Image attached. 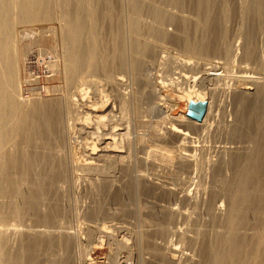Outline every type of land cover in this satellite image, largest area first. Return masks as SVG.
Instances as JSON below:
<instances>
[{"label": "bare ground", "instance_id": "6f19581e", "mask_svg": "<svg viewBox=\"0 0 264 264\" xmlns=\"http://www.w3.org/2000/svg\"><path fill=\"white\" fill-rule=\"evenodd\" d=\"M255 1L256 0H214L212 3L214 6V10H216V12L214 11L213 17L207 18L208 22H210L209 27H207V31H208L207 35H209L210 41L208 44L206 43L207 45H205V46H211L212 47L211 49L213 50V51L212 50L211 51L213 53L211 51H208V50H207L208 53L207 52L202 53L201 52L203 49L202 43H204V42L202 41V39H201V41H199L200 39L198 40V37H199L198 34L202 30L201 27H203V25H202L203 22L201 23L199 18L197 19L196 15H199L200 14L199 12H202L204 14L205 11H210L209 5L212 6V4L210 3L209 0H185V2H183L184 4L179 5V6L178 5H176V6H164L161 4V2L159 0H0V264H92V263H88V259H86V258H88L89 255L88 256L86 255L87 257H85L86 253L84 254L81 251V252H79L80 253L79 257H77L78 254H76L74 251L76 249V248L74 249V247H75L74 244L77 243V240L80 241V239L78 237L79 235L77 233H76V235H74L73 233H72L73 235H69L65 232L66 234H63V235H61V234L60 235H53V233L51 234L53 229H51V228L47 229V227L51 226L50 224H54V221L58 220L57 219L58 217H60V216L62 217V216L67 215L66 214L67 212L66 211L64 212V209H63L64 206L62 208L61 199L64 200L65 197L68 198L70 193H72L71 191H73L72 189L74 187V178H75V177H73V175L74 174L76 175L77 171L87 172L86 174L91 173V175L93 173L99 179V180H97L98 181L97 184L95 182V186H96L95 189L97 188V191H99V193L98 192H95V193L96 194L98 193V195L102 198L101 199L102 201L100 200L98 202L99 199H96L97 197H96L95 193L91 194V195H93V194L95 195V200H96V203H98V204H95V202H93L94 205L93 206L91 205L92 207H91V209H89L90 210L89 213H87L88 214L87 215L88 221L89 220L94 221L95 219L98 220L99 217H101L102 215H105L104 204L106 203V200L108 199L109 193H110L112 186H113V178L114 177L112 176V171H111V168L113 166L115 168L118 167L120 169L119 171H121L120 172L121 176L128 175V178L127 179L124 178V179H126L124 182L122 180H121L122 182L120 181L121 183H123L122 190H119L120 189L119 188L118 191H115L111 196V200L112 199L118 200L122 197L123 194H126L128 196L127 198H130V199L136 197L134 195L136 193L138 180H140L139 192H141L144 196L150 195L152 193V190L150 189L151 187H149L150 183L148 184L149 186L146 185V182H148L147 179L143 178V175H142V177H140V179H136V176H135L136 173L134 174L132 168L128 164H125L124 161H125L126 157L123 156V154H122L123 151L118 149V146H117V149L112 147V143L116 142V138H117L116 136L117 135L121 136L122 133L117 134V135H114L115 134L114 133L113 134L114 136L111 135L112 137L108 134H107L108 136L106 134L105 135L99 134L100 132H103V131L99 132V129H100L99 127H98V132H96L97 131L96 129H95L96 131L94 130L93 132H88L87 134L90 133V135H98V139H96V138H95V140L91 139L92 141L87 140L88 145H90V147L92 146V148H91L92 150H91V152H89L87 154L83 163H79L76 160L79 151H77V146L74 144V141H73L74 139H76V138H74L75 133H76L74 126L75 127H79V125L81 126L82 123L80 122V120H81L84 112L79 113V108L74 107L73 105L78 103L79 99H82L80 97H78L79 99H77V96H80L79 93L82 92V90H83L80 87L81 86L83 87L86 82H87V84H86L87 89L89 87H92L91 85H93V88H94L95 85H97V84L99 85V84H101V82H104L106 84V86H108V87H109L111 81L114 83V81L112 80V75L108 74V58H107V56H108L107 45L108 44L107 45L103 44L102 40H101L102 45H101L100 51L98 52L99 54H97L98 55L97 58H95L96 60H94L93 68L91 67L92 70L88 69L91 65H90V56L87 52V51H89V48L86 45L90 43V42L87 43V41L89 40L88 34H90L89 32L94 29V28L90 29L91 28V19L93 22L92 26L94 25L95 27H97L99 29H101L103 27H104V29L108 28L109 26L111 27V26H113L112 23L115 22L114 18L112 16L113 11L116 12V10H119L121 13L122 11H124L125 6L126 7L129 6L133 10L138 11L139 13H142L141 15L145 14L148 17H150L148 22L152 18L153 20L155 19L158 23V20H160V17L162 16L163 19L164 18L166 19L167 24L175 25V27H176L175 33H173V34L168 33L167 30H165L166 28L163 30L160 27L148 26V24H147L148 27H145V28H146L149 36L152 35L154 37L161 38L163 40H165V39L167 40V38L168 39L170 38L172 41H174V44L175 43H178V45L180 44L181 48L184 49L182 52L193 51V52L197 53L198 52L197 50L200 49L201 51L200 50L199 51L201 53L198 52V56H194L195 59L192 58V59L196 60L194 67L192 66L190 68L199 69L198 71L202 72L203 76L205 75V77H199V78H204L203 80H205V78L208 76V74L212 71H215L217 68H219V70L220 69L223 70V72H224L225 71L224 69H226L225 63H229L228 56L226 58L227 60L225 61V63L215 61V59H221L222 60V58L217 56L214 53L215 52L214 50L217 51V49L220 47V46L218 47L219 39L221 37H224L225 34L227 35L226 31L228 32V29L226 28V30H225V28H223V25H222V19L221 18L223 16L222 15L223 12H225L226 9L229 8V6H230L231 12H232L231 15H234L236 18L237 17L238 18L239 17H245V16L251 17L250 16V14H251L250 13V9H251L250 7L252 4V5H254V8H255V4H254ZM259 1H260L259 5L257 4L256 6H259V8L258 7L257 8L259 9V12H261V15L262 14L264 15V0H259ZM159 2H160V4H159ZM185 7H187L189 9L190 14H184L183 13V11H186L185 9L182 10ZM170 8H171V10H170ZM257 8H255V9H257ZM126 9H125V11L127 12L128 9L127 10ZM172 9H175V12H173ZM188 9H187V12H188ZM133 10H132V12H133ZM135 11H134V13H136ZM259 12H256V13L258 14ZM134 13H133V15L130 14V16L128 18H126V19H128L126 24H123V25H121L120 23H118V25L116 24L117 26L115 29L117 30V32H118L117 34H119V36L117 39L118 40L117 46L115 45L116 46V52H115V59L116 60H115V62L116 61L118 62V64L120 65L119 67H121L122 69L125 70L124 72L128 71L129 69H127V68L129 67L134 72L139 73L140 71H144L143 69H146L145 67L149 63L147 61L148 58L150 60L151 59L156 60V58L158 57L159 48L160 47L162 48L163 45L161 46L162 43L161 44L159 43L160 45L157 44L156 42L154 43L153 41H155V40H153L152 38L149 39L148 36L144 37L143 35L140 36V35L136 34V31H137L136 27L138 26V22L140 21L139 16H141V15L139 14V16H138V15H135ZM127 14H128V12H127ZM89 15L91 16V19L88 18ZM124 15L123 16L120 15V16L124 17ZM206 15H207V13H206ZM226 15H227V13H226ZM253 15H256V14L253 13ZM259 17H261V16H259ZM54 18H58L60 20L65 21V27H63L64 31H65L64 32L65 38H67V40L70 42V45L68 43L65 46H67L66 48H68V46H71V48L70 47L68 48V49H70L69 50L70 67L67 66L70 69H68L67 67H66V69L69 70V72H68L69 76L68 77H69L70 82L73 85V88H75L76 91L71 93L70 96H69V94H67L68 97H66L64 99H56L55 98L56 100H50V101L49 100L48 101H35V100L34 101H30V100L24 101L23 100L24 102H22L19 100L20 99L19 98V86H18L19 82H18V77H17V73H18L17 72V70H18L17 64L18 63H17V52H16L17 46H15L16 45V43H15V37H16L15 36V25L18 23H21V24L30 23L32 20H38V19L43 21V22L49 21V20L51 21ZM224 18H226V17H224ZM145 19H146V17H145ZM232 19H235V18H232ZM239 19H242V18H239ZM259 19L260 18H258L257 21ZM141 20H142V18H141ZM153 20H151V21H153ZM228 20H230V19H228ZM247 21L250 24L251 20L249 21V19H247ZM116 22H117V19H116ZM159 22H161V21H159ZM205 22H206V20H205ZM208 22H207V24H208ZM226 22L229 23V21H227V20H226ZM140 23H142V22H140ZM184 23H188L189 24L188 27H185ZM200 23H201V26H200ZM257 25H258V23H257ZM159 26H161V25H159ZM206 26H208V25H206ZM206 26H204V27H206ZM250 26H251V24L249 25V27ZM252 28L254 29V27H252ZM93 32H94V30L91 33H93ZM141 34H142V32H141ZM253 34L251 36H253ZM101 35L99 34V36H101ZM104 35H105V33H104ZM144 35H145V33H144ZM112 36H114V35H112ZM251 36L248 38H252ZM226 37H225V39H226ZM98 38H100V37H98ZM256 38H258V37H256ZM250 40L252 41L253 39H250ZM221 42H219V43H221ZM92 43L93 42H91L90 44L92 45ZM111 44H112V42H111ZM248 44L250 45V42H248ZM93 45H95V44H93ZM127 45H129V48L135 54V56H133L135 58H129L127 56V54H128L127 49H126ZM221 45H222V43H221ZM253 45L251 46V48L253 47ZM86 47L88 48V50ZM204 49H208V48H204ZM163 51H165V50H163ZM227 51L229 52V48L227 49ZM129 52H130V50H129ZM203 52H205V51H203ZM209 52H211V53H209ZM222 52H224V51H222ZM228 52H226V54ZM247 52H248V49L246 50V53ZM253 52L254 51H252V53ZM218 53H220V50ZM246 53H244L243 55H245ZM248 53L251 54L250 50ZM257 53H259V52H257ZM112 54H113V52L111 53V55ZM191 54H189V55H191ZM211 54L213 56H211ZM255 54H256V51H255ZM184 55H187V54H183L182 56H184ZM193 55H194V53H193ZM222 55H224V53ZM247 55H246V57H247ZM257 56L260 57L261 56L260 53ZM95 57H96V55H95ZM111 57L113 59L114 56L112 55ZM184 57H187V56H184ZM246 57H245V59H246ZM248 57H249V55H248ZM163 58H164V56H163ZM165 59H167V58H165ZM168 59H169V57H168ZM168 59H167V61H168ZM172 59H174V60L177 59V61H175L174 65L176 64V62L179 61V58H173L172 57ZM254 59H255V61L257 60L256 55H255ZM260 59H262V58H259L258 61ZM146 61H147V64H146ZM170 61L171 60H169L168 62H170ZM192 61L191 60L190 61L182 60L180 62V66H182V68L183 67L189 68V66L191 65L190 62H192ZM111 62L113 63V60ZM161 62H162V60H161ZM259 62H261V60ZM67 63H69V62H66V64ZM109 63H110V61H109ZM192 64H194V62H192ZM112 65H110V67L114 68L115 65L114 66H112ZM209 65L212 67H210ZM170 66H171V64H170ZM177 66H179V65H177ZM259 66H260V64H259ZM244 68H246V67H244ZM116 69H118V68H116ZM88 70H91V71H88ZM180 70H181V68H180ZM188 70H190V69H188ZM111 71H113V70L111 69ZM226 71L228 72V70H226ZM90 72H92V73H90ZM130 72H132V71H130ZM223 72H221V73H223ZM66 73L67 72L65 71V74ZM116 73H118V72H116ZM238 73L239 74L234 76L235 80L237 81V83H239V85L237 86L238 89H236V93L233 95L234 96V98H233L234 104L236 106V109L234 111L235 119H234V122L232 123L233 127L231 128L230 135L232 136V138L238 139L239 141L240 140H248L249 142L252 143V147L250 146L251 148L249 147L248 149L246 148L245 150H241V151H237L236 150L237 148H236L235 152L233 150V152L230 156L231 158L227 163V165H228L227 167L228 168L230 167L229 170L227 169V171L231 170L232 176L230 178L223 179L224 183H223L221 190H219L220 187L218 188L216 185H215V187H217L218 189L214 188L212 191L209 189L208 190L205 189V190H207V192L211 191L210 197L206 196L208 201L207 202L205 201L206 203H208V205L206 204L208 212L213 213V212L217 211V212H215V214H216V213H221L223 211V209H224L223 207H225V206H222V204H220V203L216 204V202H218L217 200H219L218 197H219V194L221 192H223V195L226 198V202H227L226 212L223 213L224 215L221 218L218 217L219 215L218 216L212 215L211 216L212 220L208 215V217L211 220L210 223L205 224L203 221L204 225L203 224L200 225L201 223L199 225L197 224L196 227L191 228V229H193V233H194L192 235H191V233H190V235H187L186 233L182 232V234L180 236H181L183 242L187 245V247H185V248H189V252H187V253L185 252V250L184 251L180 250L175 244L174 245L176 247L175 246L172 247L173 245L168 246V245H170L168 243L169 241L167 242L168 245H161L159 243V241L158 242L153 241V239H154L153 237H155L157 235H159V238H160V236L165 237L167 232L172 229L171 228V229L167 230L166 227H167L168 223L173 222V219L175 216V209H174L175 207L174 206H173L174 208H170V210H167V212L164 211L165 213H163V215L161 214V216H159V217L157 216V219H156L158 221L157 228H153L152 230H149V231L145 230V232L144 231L140 232L141 231L140 230L139 233H137V234H135V232H134L135 238L133 237L134 242L132 244L129 243L130 245H127L126 241L128 238L125 239V237L122 236L123 238L121 237V239L119 241V245L126 247V250L128 249L127 252L130 253L131 255H133L136 251L140 250L139 254L138 253L137 254H138V257H141V259H139V262L141 260L142 264H264V96H262L263 98L258 97L257 96L258 93L251 95V93L249 91L250 88L248 86H245V84H252L254 86L257 85L258 91L260 92V90L264 89V76L263 77L262 76H256V75L254 76V74L250 75L251 72L249 73V71L247 72L245 70H240V71H238ZM254 73H255V71H254ZM68 74H66V75H68ZM83 74H86L85 80H84V81H86L85 83H83V81H82V79H83L82 76H84ZM118 74H120V73H118ZM216 74H218V73L216 72ZM115 75H117V74H115ZM119 76L124 77V74L123 75L120 74ZM125 76H128V75H125ZM143 76L146 77V75H143ZM143 76L141 75V77H143ZM182 76H184V75H182ZM211 76H212V74H211ZM145 77H143V78H145ZM216 77H218V76H216ZM184 78H185V76H184ZM186 78H187V74H186ZM186 78L184 80H186ZM211 78H209V79H211ZM115 79H117V78H115ZM171 79L173 80V78H171ZM80 80L82 81V83L84 85H82V84L80 85ZM120 80H122V78ZM147 80H149V79H147ZM124 81H126V80H124ZM124 81H123V83H124ZM146 81H143V82L145 83ZM182 81H183V79H182ZM188 81H189V79H188ZM209 81H211V80H209ZM71 83H69V85H71ZM147 83H148V81H147ZM147 83H145L144 85H146ZM167 83H169V82H167ZM177 83H175V84H177ZM88 84H90V85H88ZM118 84L120 85V83H118ZM135 85H136V83H135ZM137 85H138V83H137ZM182 85H183V83H182ZM138 86H140L141 88L143 87L141 85H138ZM165 86H167V85H165ZM103 87H105V86H103ZM71 88H72V86H71ZM118 88L120 89L119 86H118ZM118 88H116V89H118ZM123 88H125V87H123ZM135 88H136V86H135ZM187 88L185 90L183 88V91L181 93V95H182L181 97L184 99H185V97H188V100L190 101L188 103V105L200 103V104H203L206 106V114L204 116V119L198 121V120H194L192 118H188V121H190L191 123L190 122L189 123L192 124L194 127L197 125H203V124H205L208 116H210V114H211L210 113L211 112V102L208 103L207 98L204 97V94H206V93L203 91V89H202V91H200L201 89L197 88V87L196 88L198 90H194V88L190 89V87L188 89ZM255 88H257V87H255ZM136 89H135V92H138V90H136ZM143 89L144 88H142L141 90H143ZM119 92H122V91H119ZM254 92H255V90H254ZM83 93H84V91L82 92V94ZM263 93H264V90H263ZM86 95H87V92H86ZM111 95H113V94H111ZM122 95L124 96V94H122ZM125 96H126V94H125ZM115 97H117V95ZM115 97L113 99V105H115L114 104ZM128 97H130V96H128ZM130 98H132V97H130ZM119 100L121 102L122 99H119ZM140 100H139V102H142ZM80 101H82V100H80ZM116 101H117V99H116ZM123 101L126 103L125 99ZM120 102H118V103L120 104ZM135 102H136V100H135ZM129 103H130V101H129ZM109 104L110 103H106V105L103 104V108L105 109V111H104L105 114L102 113L100 115V113H99L97 115V118H99V121H98L99 123H101L102 120L104 121L105 119H107L109 117L112 118L113 114L110 112L113 111L114 109L112 110L111 109L112 106H110ZM131 104H133V103H131ZM127 105H128V103H127ZM121 106L126 107L125 105H121ZM121 106H120V108H121ZM128 106H131V105H128ZM97 107L91 108L90 111L88 109L89 112L88 113L85 112V117L83 116V118H82L83 120H81V121L87 122V120L90 119L89 118L90 113L91 114L98 113ZM142 107H143V105H142ZM152 107L153 106H151V110H152ZM162 107H163V103L157 104V109H161ZM139 108H141V107H139V105L135 106L136 111L139 110ZM154 108H155V106H154ZM157 109H155V110L157 111ZM127 110L129 111V109H127ZM162 110H161V112H162ZM100 111H102V110H100ZM132 112H134V111H132ZM138 112L139 111H137L136 114ZM158 112H159V110H158ZM138 116H139V114H138ZM179 117L178 118H175V117L171 118L169 116L165 117V119L168 120L167 124L169 125L166 127V131H167V134L169 133V135H175L179 140L187 142V140L189 138H191L192 136L190 135V133L185 128L183 129L182 126H180L181 125L180 121H182V120H180L181 118H179ZM108 120L109 119H107V121ZM90 121H91V119H90ZM83 124H85V123H83ZM106 125H107V123H106ZM203 126L206 127L205 125H203ZM91 127H93V126H91ZM190 128H192V127H190ZM111 129H113V128L111 127ZM118 129H121V128H118ZM81 130H83V129H81ZM104 130H105V128H104ZM116 132H117V130H116ZM80 133H83V132L81 131ZM90 138H91V136H90ZM113 146H115V145L113 144ZM178 147L179 146H177V148ZM187 147L188 146H186V148ZM181 148H182V146H181ZM180 149H179V151H180ZM192 149H193V147H192ZM173 152H175V150ZM228 152H229V150H228ZM165 153L167 154V156H170V157L173 156L171 158H172V160L174 159V161H175L176 169L180 170L181 172L186 171V170L188 171V169L191 166H193L190 162L191 161L190 157L191 158L193 157L189 154L191 152H189V153H187V151L186 152H177V153L175 152L174 155H172L171 152L169 154L168 151H165ZM165 153H163V154H165ZM151 158L149 157V158L143 159L142 162L149 164V161ZM151 161H152V159H151ZM215 163H214V165H216ZM168 164H163V166L166 167ZM225 164L226 163L221 162L220 164H218L215 167L214 171L212 170V172H214L215 177L218 178V176H220V177L222 176V174L224 172V168L226 167V166L224 167ZM150 165L155 166L154 164H150ZM159 165L160 166H157V164H156V166L160 169V167H162V166H161V164H159ZM173 166H174V163H173ZM171 168L172 167H170L169 169H171ZM166 169H168V168H166ZM166 169H165V172H166ZM176 169H175V171H177ZM162 171H164V170H162ZM168 171H171V170H168ZM231 171H230V173H231ZM159 172L161 173V171H158L156 173H159ZM162 173H164V172H162ZM167 173H169V172H166V174ZM172 173H174V172H172ZM179 173H177V174H179ZM195 173H196V171H195ZM164 174H163L164 177H162V178L167 180L168 181L167 183H169V180L165 178L168 176H165ZM185 174H188V172ZM138 175H137V177H138ZM159 175H161V174H159ZM168 175H170L172 177L171 174H168ZM181 175L183 176V174H181ZM139 176H141V173ZM155 176H156L155 179H157V180L160 179V181H161L160 176H158V175H155ZM187 176H189V175H187ZM151 177H152V175H151ZM191 177H193V176H191ZM203 177H204V175H203ZM174 178L177 179L178 175H177V177H174ZM184 178H186V175ZM76 179H78V178H76ZM165 180H163V182H166ZM181 180H184V179H181ZM190 180H192V178ZM220 180L223 181L222 179H220ZM136 181H137V183H136ZM153 182H157V181H153ZM159 183H161V182H159ZM159 183H158V185H159ZM184 183H186V181ZM218 183H219V181H218ZM220 184H221V182H220ZM151 185H153V184H151ZM154 185H155V183H154ZM199 185L200 186H198V188L201 189V184H199ZM92 186L93 185H91V187ZM167 186H170V184L169 185L167 184L166 186H164L165 188L162 187L163 191L160 188L162 193H163L162 194L160 192V194L163 195L162 197L166 198L163 200L172 199L176 193H179V191L176 192L173 188H170ZM181 186H182V184H181ZM93 187H92V189H93ZM175 187H176V185H175ZM185 187H186V185H185ZM176 188H180V187L178 186ZM205 188H206V185H205ZM160 189H159V191H160ZM203 189H204V186H203ZM182 190H183V188H182ZM137 191H138V188H137ZM188 192L189 191L187 189V192L182 191L181 192L182 195H181V193L179 194L182 196L181 199L184 202H188V201L192 200V197L190 196L191 193L189 194ZM126 195H125V197H126ZM136 195H138V194H136ZM162 197H160V198H162ZM208 197H209V199H208ZM156 198H158V196ZM221 198L222 197H220V199ZM179 199H180V196H179ZM193 199H195V198H193ZM154 201H156V200H154ZM179 201H181V200H179ZM170 202H171V200H170ZM195 202H197V201H195ZM99 203H101V204L99 205ZM174 203H176V202H174ZM174 203H172V204L175 205ZM223 203H224V201H223ZM172 204H170V205H172ZM191 204L193 205V203H191ZM164 205L166 206L167 204H164ZM170 205L166 206V207L169 208ZM161 206H163V205H161ZM188 206H189V204H188ZM194 206H195V203H194ZM178 207L182 208L183 206L182 207L178 206ZM187 208L188 207H186L185 209H187ZM130 209L131 208H129V210ZM165 209H163V210H165ZM203 209H205V208H203ZM179 210L181 211V209H179ZM160 211H162V210H160ZM158 212H159V209H158ZM176 212H179V211H176ZM198 212H201V210ZM70 213H71V211H70ZM124 213L130 214V215L133 214L130 211L124 212ZM198 214H200V213H198ZM69 215L70 214H68L67 216H69ZM221 215H222V213H221ZM133 216H134V214H133ZM177 216H179V215H177ZM177 216L175 218H177ZM203 216H201V217H203ZM181 217H183V216H181ZM191 217L189 216L190 219H191ZM198 217H197V219H198ZM105 218H107V217H105ZM130 219H131V217H130ZM153 219H154V217H153ZM10 220H12L13 223H14V220H15V222L18 221L19 224L18 225H10V224H8V222ZM150 220H152V219H150ZM177 220H178V218H177ZM127 221H129V220H127ZM188 221H189V219H188ZM28 222L31 223L32 227H34L37 224L36 226H39L41 228H42V226H46V229H40V228L37 229L36 227L32 228L31 226H29V224H28V226L26 225ZM57 222H55V223H57ZM144 222H147V219ZM199 222H201V221H199ZM38 223L43 224V225H38ZM93 224H88V226L86 227L87 230L85 228V231H87L88 237L90 238V240L91 239L95 240V238L97 237V234H99L98 238H101L102 236L104 238V236H107V233L111 234L109 231V227L103 226V228H101L96 223H95V225H93ZM68 225H69V223H68ZM153 225L155 226V224H153ZM142 226L144 227V225L141 224V227ZM146 227H147V225H146ZM54 228H55V226H54ZM147 228H151V227H147ZM80 229L82 230V228H80ZM128 229L130 230V228H128ZM131 229H134V228H131ZM138 229H137V231H138ZM135 230L136 229H134V231ZM181 230L184 231V229H182V228H181ZM82 231H84V230H82ZM85 231H84V233H85ZM80 233H82V232H80ZM103 233H105L106 235L105 234L102 235ZM119 233H120V231H119ZM130 233L131 232H129L128 234H130ZM100 234H101V236H100ZM131 234L133 235V233H131ZM11 235L14 236V238L12 237V239H14L13 243L11 242L12 240L10 241V239H9ZM80 235H82V234H80ZM84 236H86V235H84ZM81 237L82 236H80V238ZM86 237H84V241H85ZM129 237H132V236H129ZM163 239L164 238H162V240ZM157 240H158V237H157ZM102 241H103V239L100 241L98 240V242L96 241L95 246H97V244H100ZM89 243H92V242H89ZM164 243H166V242H164ZM174 243H177V242H174ZM12 244L14 245V247L12 246ZM80 244H82V243H80ZM79 245H78V247H79ZM86 245H88V244H86ZM80 246H82V245H80ZM87 247L89 249L90 246H87ZM182 247H183V245H182ZM81 250L84 251L85 249L81 248ZM86 250H87V248H86ZM77 251L78 250L76 249V252ZM147 252H148V255L150 256V258H145L144 253L146 254ZM137 254H135L136 257H137ZM148 255H146V256H148ZM125 264H128V263H126V261H125Z\"/></svg>", "mask_w": 264, "mask_h": 264}, {"label": "rangeland", "instance_id": "374dc122", "mask_svg": "<svg viewBox=\"0 0 264 264\" xmlns=\"http://www.w3.org/2000/svg\"><path fill=\"white\" fill-rule=\"evenodd\" d=\"M159 1L164 6H176V5L179 6V5H183L184 4L183 2H185V0H159ZM209 1L212 4V6L209 5L210 8H211V9L209 8L210 11H205V13H204L205 15L202 12H199L200 14L196 15L197 19L199 18L201 23L203 22L202 23L203 27H201L202 30L198 34V36H199L198 40L200 39L199 41H201V39H202V41L204 42V43H202L203 44V46H202L203 49H202V51L200 49L197 50L198 52L201 51L202 53H206L207 50L208 51L212 50L211 46H205L210 41V37H209V35H207L208 34L207 27H209L210 22H208L207 18L208 17H213L214 11L216 12V10H214V6H213V3H212L214 0H209ZM160 2H159V4H160ZM259 2H260L259 0L258 1L256 0L254 2L255 8H257V7L259 8V6H256L257 4L259 5ZM126 8L128 9L127 12H128L129 15L125 11ZM250 8H251L250 9V13H251L250 16L251 17H249V16L239 17V18H242L243 20L239 19L238 17L236 18L234 15H231L232 12H231L230 6H229V8H227L228 10L226 9V11L223 12L222 15L224 17H226L227 19L222 16V18H221L222 19V25H223V28H225V30H226V28L228 29V32L226 31L227 35L225 34V36L221 37L222 39L220 38L219 41H218V47L219 46L220 47L217 49V51L219 52V50H220V53H218L216 50H214L215 51L214 53L217 56L222 58V60L221 59H215V61L221 62V63H225V61L227 60L226 58L228 56L229 63H225L226 64L225 65L226 69H224L225 70L224 72H223V70H221V69L219 70V68H217L216 69L217 71L215 70V71L210 72L208 74V76L205 78V80H203L204 78H199V77H205V75L204 76L202 75V72L198 71L199 69L190 68L192 66L194 67V65L196 63V60H194L195 59L194 56H198V52L197 53L193 52V51H191V52H187V51L182 52L184 49L181 48L180 44L179 45H178V43L174 44V41H172L170 38L169 39L167 38V40L166 39L163 40L161 38H157V37H154L152 35L149 36V34L147 33V30L145 28V27H148V26H157V27L162 28L163 30L166 28L165 30H167L168 33H172V34L175 33V31H176L175 25L167 24L166 23V19L165 18L163 19L162 16L160 17V20H158V23H157V21L155 19L153 20L152 18L148 22L150 17H148L145 14H143L144 15L143 16V15H141L142 13H139L138 11L133 10L129 6L128 7L125 6L124 11H122L123 13L122 12L120 13L119 10H116V12L113 11L112 16H113L115 22H116V19H117V22L116 23L113 22L114 23V24L112 23L113 26H111V27L109 26L108 28H105V29H104V27L99 29V28L95 27L94 25L92 26L93 22H92L91 16L90 15L88 16V18L91 19V28L90 29L94 28L93 29L94 32L91 33L93 31V30H91L89 32L90 34H88V36H89L88 39L89 40L87 39L88 40L87 43L93 42L92 45L90 43L89 44L86 43L87 44L86 46L89 48V51H87V52H88V54L90 56V65H91L88 69L92 70L93 64H94V60H96L95 58H97V56H98L97 54H99L98 52L100 51L102 42H103V44H106V45L108 44L107 45V47H108V56H107V58H108V74L112 75V80L114 81V83L111 81L110 85L108 87V86H106V84L104 82H101V84H99L100 86L97 84L99 87L97 85H95L94 88H93V85H91L92 87L88 86L89 87L88 88L89 90H88L87 87H86L87 86L86 85L87 82L84 81L86 74H83L84 76H82L83 77V79H82L83 83L86 82L85 85L80 80V85L81 84L84 85L83 87L82 86L80 87L81 89H83L82 92L84 91V93H83L84 95L82 94V92H80L79 93L80 96H77V99H79L78 97H80L82 99H79L78 100L79 102L76 103L73 106L79 108V113L80 112L81 113L84 112L83 113L84 117H85V112L88 113L90 111V109L93 108V107H97L98 106L97 108L99 110L97 109L98 113H96V114H94V113L93 114H91V113L89 114L90 117L89 116L88 117L91 119V121H90V119H88L89 121L87 120V122L86 121L82 122L81 120H83L82 119L83 116L81 115L82 116V118L80 120V122L82 123L81 126L80 125H79V127H75L74 126L75 132H76L74 138H76V139L78 138V139L77 140L74 139L73 141H74V144L77 146V151H79L76 160L79 163H83L85 158H86V156H87V154L89 152H91V150H92L91 149L92 146L90 147V145H88L87 140L88 141H92V140H95V138L98 139V135H90V133L87 134L88 132H93L95 129L97 130V131L96 130L95 131L98 132V127H99L100 128L99 132L103 131V132H100L99 134H103V135H105V134L107 135L108 134L110 136L111 135L114 136V135L122 133V135H121L122 137L120 135L116 136L117 138H116V142L115 143L117 145L115 143H112V147L117 149V146H118V149L123 151V153H122L123 156H125L127 158V159L125 158V161H124L125 164H128L132 168L134 174L136 173V175H135L136 179H140V177H142V175H143V178L147 179L148 182H146V185H148L150 183L149 184L150 186L149 185L148 186L151 187L150 189L152 190V193L150 195H147V196L145 195L144 196L141 192H139V182H140V180H138V184H137L138 191H137V188H136V193L134 195L136 197L130 199V198H127L128 196L126 194H123L124 196L122 195V197L120 199H118V200L117 199L116 200L112 199L111 200V196H112V194L115 191H118L119 188H120L119 190H122L123 183H121V182L122 181L124 182L128 178V175L121 176L120 175L121 171H119L120 169L118 167L115 168L113 166L114 168L113 167L111 168L112 176L114 177L113 178V186H112V189H111V191L109 193L108 199L106 200V203L104 204L105 215H102L101 217H99L98 220L95 219L94 221H91V220L88 221V217H87L88 214L87 213H89V211H90L89 209H91V207L94 205L93 202H95V204H98V203H96L95 195L97 197L96 199H99L98 202L102 199L98 195L99 191H97V188L95 189V187H96L95 186V182L97 184V182H98L97 180H99V179L93 173L91 175V173L86 174L87 172H83V171H81V172L77 171L78 174L75 172L76 175L75 174L73 175V177H75V178H74V187L72 189L73 191H71L72 193H70L68 198H66V197L64 198L65 201L63 199H61V202H62L61 205H62V208L64 206V208H63L64 212L66 211L67 212L66 214L67 215L70 214V215L69 216L66 215V216L58 217L57 218L58 220H55L54 224H50L51 226L48 225L49 227H47V229L48 228L53 229V231L51 230L52 231L51 234L53 233V235H60V234L63 235V234H66V233L69 234V235H73V234L76 235V233H77L79 235L78 237L80 239V241L77 240V243L74 244V246H75L74 249L76 248L78 250L77 251L78 253L76 252V249L74 250L75 253L78 254L77 257H79V254H80L79 252L82 251L84 254L86 253L85 257H87L89 255L88 258H86V259H88V263H92V264H125V261L128 264H130V263L131 264H142L141 260L139 262V259H141V257H138V254H139L140 250L136 251L133 255L128 253L127 252L128 249L126 250V247L119 245V241H120L121 237L123 236V237H125V239L128 238L127 241H126L127 245L132 244L134 242L135 234L139 233L140 230H141L140 232H142V231L145 232V230L149 231V230H152L153 228H157V226H158L157 225L158 221L156 220L157 216L159 217V216H161V214L163 215V213H165L164 211L167 212V210H170V208H174V207H175L174 208L175 209V216H174L175 220L173 219L174 223L173 222L168 223L169 226L167 225V227H166L167 230H169L171 228L172 229L167 232L165 237L164 236H160V238H159V235L153 237L154 238L153 241L154 242L155 241H157V242L159 241V243L161 245H168V243H169L170 245H168V246H172L173 245L172 247H174L176 245L180 250H183V251L185 250V252L187 253V252H189V248H185V247H187V245L183 242V240H182V238L180 236L182 234V232L186 233L187 235H190V233H191V235H192L194 233H193V229H191V228L196 227L197 224L199 225L201 223L200 225H202L203 221H204L205 224L206 223H210V221L212 220V217H211L212 215H217V216L219 215L218 216L219 218H221L224 215L223 213L226 212V204H227V202H226V198L223 195V192H221L219 194V197H218L219 200H217L218 202H216V204L220 203V204H222V206H225V207H223L224 209L221 212L222 215H221V213H216L215 214V212H217V211H215V212L212 211L213 213L208 212V209H207L208 203H206L208 200H207L206 196L210 197V193H211V191L214 188L218 189L220 187L219 190H221L222 186H223V183H224L223 179L230 178L232 176V171L230 170L231 173H230V171H227V169L229 170V168H230V167L229 168L227 167L228 166L227 163H228V161L231 158L230 156H231L233 150L235 152L236 150L237 151H241V150H245L246 148L248 149L250 146L252 147V143L249 142L248 140H240L239 141L238 139L232 138V136L230 135L231 128L233 127L232 123L234 122V119H235L234 111L236 109V106L234 104V99H233L234 96L233 95L236 93V89H238L237 86L239 85V83H237V81L235 80L234 76L239 74L238 71H240V70H245L247 72L249 71V73L251 72L250 75L254 74V76L255 75L256 76H262V77L264 76V62H263L264 61V53H263L264 52V18H263L264 15L262 14L263 15L262 16L261 12H259V9L258 8L255 9L254 8V5L251 4ZM131 9L133 10V12H132ZM184 9L186 10V11H183L184 14H190V11H189V9L187 7L183 8L182 10H184ZM187 9H188V12H187ZM170 10H171V8H170ZM172 10H173V12H175V9H172ZM134 11L136 13H134ZM256 12H259V13L257 14ZM133 13L135 15H138V16H139V14L141 15V16H139L140 21L138 22V26L136 27L137 31L135 30L136 34L140 35V36L143 35L144 37L148 36L149 39L152 38L153 40H155V41H153L151 39L154 43L155 42L157 44H159V43L161 44L162 43L161 46L162 45L163 46H162V48L161 47L159 48V53H158V57L156 58V60L155 59H151L150 60L148 58L150 60L149 61L147 59V61L149 63L147 64V61H146L147 65L145 67L146 69H143L144 71H140L138 73V72H134L131 68L128 67L127 69H129V70L126 71L127 72L126 73V72H124L125 71L124 69L119 67L120 65L118 64V62L117 61H116L117 63L115 62V60H116L115 59V52H116V46H117V43H118L117 39H118V36H119V34H117L118 32H117V30L115 28L118 25V23H120L121 25L126 24L127 20H128L126 18H128L130 16V14L133 15ZM206 13H207V15H206ZM226 13H227V15L228 14L229 15L227 16ZM253 13L256 14V15H253ZM120 15H122V16L124 15V17H122ZM259 16H261V17H259ZM145 17H146V19H145ZM141 18H142V20H141ZM232 18H235V19H232ZM258 18H260V19L257 21ZM228 19H230V20H228ZM247 19H249V21L251 20L250 21V24H251L250 27H249L250 24L247 21ZM151 20H153V21H151ZM205 20H206V22H205ZM226 20L229 21V23H227ZM159 21H161V22H159ZM140 22H142V23H140ZM207 22H208V24H207ZM201 23H200V26H201ZM257 23H258V25H257ZM147 24H148V26H147ZM158 24L161 25V26H159ZM184 25H185V27H188L189 24L188 23H184ZM206 25H208V26H206ZM204 26H206V27H204ZM63 27H65V21L60 20L58 18H54L51 21L49 20V21H44V22L38 19V20H32L30 23H23V24L18 23V24L15 25V36H16L15 37V43H16L15 46H17L16 47V49H17L16 52H17V63H18L17 64V67H18L17 77H18V82H19L18 86H19V98H20L19 100L20 101H22V102L29 101V100L30 101H34V100L35 101H48V100L50 101V100H56V99H64V98L68 97L67 94H69V96H70L71 93L76 91V89L73 88V85L70 82L69 77H68L69 76V74H68L69 70L68 69H70L69 68L70 67V59H69V50L70 49H68V48L69 47L71 48V46H68V48H66L67 46H65L68 43L70 45V42L67 40V38H65V33H64L65 31H64ZM252 27H254V29ZM137 32L138 33L140 32V33L138 34ZM141 32H142V34H141ZM104 33H105V35H104ZM144 33H145V35H144ZM99 34L100 35L102 34V35L99 36ZM252 34H253V36H251ZM112 35H114V36H112ZM250 36L252 38H248ZM98 37H100V38H98ZM225 37H226V39H225ZM256 37H258V38H256ZM250 39H253V40L251 41ZM101 40H102V42H101ZM111 42H112V44H111ZM219 42H221L223 46ZM248 42H250V45L248 44ZM93 44H95V45H93ZM252 45H253V47L251 48ZM88 48H87V50H88ZM128 48H129V45H127V48H126L127 49V53H128L127 56L129 58H135V57H133V56H135V54L132 52V50L130 48L129 49ZM204 48H208V49H204ZM228 48H229V52L227 51ZM243 48L244 49L246 48V49L244 50ZM162 49L165 50V51H163ZM247 49H248V52L250 50L251 54H249L248 52L246 53ZM129 50H130V52H129ZM111 51L113 52V54H112L114 56L113 59L111 57L112 56L111 55V53H112ZM203 51H205V52H203ZM222 51H224V52H222ZM252 51H254L253 52L254 54L252 53ZM255 51H256V54H255ZM211 52H209V53H211ZM226 52H228L229 54L228 53L226 54ZM257 52L260 53V55H261L260 57L257 56V55H259V53H257ZM182 53L183 54H187V55H184V56H187V57L182 56L183 55ZM193 53H194V55H193ZM223 53H224V55H222ZM244 53H246V54L243 55ZM189 54H191V55H189ZM247 54L249 55V57H248ZM95 55H96V57H95ZM246 55H247V57H246ZM255 55H256V59H257L256 61L254 59ZM163 56H164V58H163ZM211 56H213V55L211 54ZM244 56L246 57V59H245ZM168 57H169V59H168ZM172 57L173 58H179V61H178L179 63L176 62V64L174 65V63H175V61H177V59L174 60V59H172ZM165 58H167L168 61L169 60H171V61L168 62L167 59H165ZM192 58H194V59H192ZM259 58H262V59H260L261 62H259L260 60L258 61ZM112 60H113L114 64L111 62ZM161 60H162V62H161ZM182 60H186V61H190V60L192 61L193 60L192 62H194V64H192V62H190L191 65L189 66V68L188 67H183L182 68V66H180V62ZM109 61H110V63H109ZM66 62H69V63L66 64ZM170 64H171V66H170ZM259 64H260V66H259ZM110 65H112V66L115 65V66H114V68H112V67H110ZM177 65H179V66H177ZM67 66H69V67H67ZM66 67L68 69H66ZM210 67H212V66H210ZM244 67H246L247 69L244 68ZM116 68H118V69H116ZM180 68H181V70H180ZM111 69L113 71H111ZM188 69H190V70H188ZM91 70H88V71H91ZM226 70H228V72ZM65 71L67 72L66 74H68V75L65 74ZM115 71L120 73V74H122V75L124 74V77L123 76L120 77L119 76L120 74L116 73ZM130 71H132V72H130ZM254 71H255V73H254ZM216 72L218 74H216ZM221 72H223V73H221ZM90 73H92V72H90ZM115 74H117V75H115ZM140 74L142 76L146 75V77L143 76V77H145V78H143V77H141ZM186 74H187V78H186ZM211 74H212V76H211ZM125 75H128V76H125ZM182 75L185 76L186 80H184L185 78ZM216 76H218V77H216ZM208 77L209 78L212 77V78L209 79ZM115 78H117V79H115ZM121 78H122V80H120ZM146 78L149 79L150 81L147 80ZM171 78H173V80ZM123 79L126 80V81H124ZM182 79H183V81H182ZM188 79H189V81H188ZM146 80L148 81V83H147ZM209 80H211V81H209ZM123 81H124V83H123ZM143 81H146L145 83H147V84L144 85L145 83ZM134 82L136 83V85H135ZM167 82H169L170 84L167 83ZM69 83H71V85H69ZM118 83H120V85ZM137 83H138V85L143 86L142 88H144L145 90L147 89V90L146 91L144 89L141 90L142 88L140 86H138ZM175 83H177V84H175ZM182 83H183V85H182ZM116 84L120 87V89L118 88V86ZM123 84L124 85L126 84V85L124 86ZM88 85H90V84H88ZM134 85L136 86L137 89L135 88ZM165 85H167V86H165ZM71 86H72V88H71ZM103 86H105V87H103ZM188 86L190 87V89L194 88V90H198L197 88H200L201 89L200 91H202V89H203V91L206 93V94H204V97L207 98L208 103L211 102V112H210L211 114H210V116H208L205 124H203L206 127H204L203 125H197V126L194 127L192 124H190L191 122L188 121V118H190L189 114L191 112V104L188 105V103L190 102L188 100V97H185V99L181 97L182 96L181 93L183 91V88L185 90ZM245 86H248L250 88L249 91H250L251 95H254V94L258 93L259 94V95L257 94L258 97L264 96V93H263L264 89L260 90V92H259L257 85L254 86L252 84H245ZM123 87H125V88H123ZM255 87H257V88H255ZM116 88H118V89H116ZM135 89L138 90V92H135ZM254 90H255V92H254ZM119 91H122V92H119ZM86 92H87V95H86ZM110 93L113 94L114 96L111 95ZM122 94H124V96ZM125 94H126V96H125ZM116 95H117V97H115ZM128 96H130L132 98H130ZM114 97H115V100H114V104L115 105H113ZM116 99H117V101H116ZM119 99H122L121 100L122 103L120 102ZM124 99L126 100V103L123 101ZM80 100H82V101H80ZM135 100H136V102H135ZM139 100L142 101V102H139ZM129 101H130V103H129ZM118 102H120V104ZM106 103H110L109 105L112 106L111 109L112 110L114 109L113 111L110 112V113L113 114V115L111 114L113 119L111 117H109L107 119H109L110 121L109 120L107 121V119H105L104 121L102 120V122L99 123L98 122L99 118H97V115L99 113H100V115L102 113L105 114L104 113L105 109L103 108V104L106 105ZM127 103H128V105H131V106H128ZM131 103H133V104H131ZM158 103H163V107L161 109H157V104ZM121 105H125V106L127 105V106L123 107ZM138 105L141 108H139V110H137L139 112L136 114L137 111L135 109V106H138ZM142 105H143V107H142ZM120 106H121V108H120ZM151 106H153L152 107L153 111L151 110ZM154 106H155V108H154ZM88 109H89V111H88ZM127 109H129V111ZM155 109H157V111ZM100 110H102V111H100ZM158 110H159V112H158ZM161 110H162V112H161ZM132 111H134V112H132ZM138 114H139V116H138ZM205 114H206V109H205L204 116H205ZM167 116H169L171 118H174V117L178 118L180 116L179 118H181L180 120H182V121H180L181 122L180 126H182L183 129L185 128L190 133V135L192 136V137L190 136L191 138H189L187 140V142L179 140L175 135H169V133L167 134L166 127L169 126L167 124L168 120L165 119V117H167ZM204 116H203L202 119H204ZM83 123H85V124H83ZM106 123H107V125H106ZM91 126H93L94 128L91 127ZM111 127L113 129H111ZM190 127H192V128H190ZM104 128H105V130H104ZM118 128H121V129H118ZM81 129H83V130H81ZM80 130L83 133H80L81 132ZM116 130H117V132H116ZM90 136H91V138H90ZM119 143L120 144L122 143L123 145L122 144L120 145ZM113 144L115 146H113ZM179 144L182 146V148H181V146ZM177 146H179L181 149L179 147L177 148ZM186 146H188V147L186 148ZM192 147H193V149H192ZM179 149H180V151H179ZM164 150L168 151L169 154L171 152L172 155H174L175 152L176 153L177 152H186V151H187V153L191 152L192 154L191 153H189V154L191 156H193V157L192 158L190 157V159H191L190 162H191V164L193 166H191L188 169V171L186 170V171H182L181 172L180 170H177L176 166H175V161H174V159L172 160V158H171L173 156H171V157L167 156V154L165 153ZM174 150H175V152H173ZM228 150H229V152H228ZM163 153H165V154H163ZM149 157L150 158L152 157L151 158L152 161L150 159L149 164L142 162L143 159H146V158H149ZM221 162L226 163L224 165V167L226 166L224 168V172L225 173L223 172V174L221 176L222 178L220 176H218V178H219L218 179L217 177H215L214 172H212V170L214 171L215 167L218 164H220ZM173 163H174L175 167L173 166ZM214 163L216 165H214ZM150 164H154L155 166H152ZM156 164H157V166H160L159 164H161V166H162V167H160L161 170L156 166ZM163 164H168V165L166 167H164ZM170 167H172L174 170L172 168L169 169ZM166 168H168V169H166ZM165 169H166V172H169V173L166 174ZM175 169L177 171H175ZM162 170H164V171H162ZM168 170H171V171H168ZM158 171H161V173L160 172L156 173ZM195 171H196V173H195ZM162 172H164L165 174L162 173ZM172 172H174V173H172ZM179 172L181 174H183V176ZM187 172H188V174H185ZM140 173H141V176H139ZM177 173H179L180 175L177 174ZM159 174H161L162 176L159 175ZM163 174L165 176H168V177H165V178L169 180V183H167L168 182L167 180L162 178V177H164ZM168 174H171L173 178L177 177V175H178V178L177 179L176 178L173 179ZM137 175H138V177H137ZM151 175H152V177H151ZM155 175L160 176L161 177V181H160V179H158V180L155 179L156 178ZM185 175H186V178H184ZM187 175H189V176H187ZM203 175H204V177H203ZM191 176H193V177H191ZM76 178H78V179H76ZM124 178H126V179H124ZM189 178L190 179L192 178V180H190ZM181 179H184V180H181ZM220 179H222L223 181H221ZM163 180H165L166 182H163ZM153 181H157V182H153ZM185 181H186V183H184ZM218 181H219V183H218ZM159 182H161V183H159ZM179 182L180 183L182 182L181 183L182 186H181V184ZM220 182H221V184H220ZM136 183H137V181H136ZM154 183H155V185H154ZM158 183H159V185H158ZM151 184H153V185H151ZM167 184L168 185L170 184V186H167V187L173 188L176 192L179 191V193H176L178 196L175 194L172 199L163 200V199H166V198L162 197L163 195H161L160 192L162 193V191H163L162 187L166 186ZM199 184H201V189L202 190L200 188H198V186H200ZM204 184L206 185V188H205ZM91 185L94 186V187L92 186L93 189H92ZM175 185H176V187L179 186L180 188H176ZM185 185H186L187 188L185 187ZM215 185L218 188L215 187ZM203 186H204V189H203ZM160 188L162 189V191H161ZM182 188H183V190H182ZM159 189H160V191H159ZM187 189L189 191L188 193L189 194L191 193L190 196L192 197V200L188 201L189 203L188 202H184L181 199L182 198V196H181L182 193L181 192L182 191L187 192ZM205 189H207V190L209 189L211 191L207 192V190H205ZM95 192H98V193L96 194ZM92 193H95V195L94 194L91 195ZM180 193H181V195H179ZM136 194H138V195H136ZM153 194L154 195L156 194L158 196V198H156L157 196L156 195L154 196ZM125 195H126V197H125ZM159 196L162 197V198H160ZM179 196H180V199H179ZM209 197H208V199H209ZM220 197H222V198L220 199ZM193 198H195V199H193ZM154 200H156V201H154ZM170 200H171V202H170ZM179 200H181V201H179ZM195 201H197V202H195ZM223 201H224V203H223ZM174 202H176V203H174ZM172 203H174L175 205H173ZM187 203L189 204V206H188ZM191 203H193V205ZM194 203H195V206H194ZM100 204L101 203H99V205ZM164 204H167L166 206H169L170 204H172V205H170V207L167 208ZM161 205H163V206H161ZM178 206H180V207L183 206L182 207L183 209L179 208ZM186 207H188V208L185 209ZM129 208H131V209L129 210ZM162 208L163 209L166 208V209L163 210ZM203 208H205V209H203ZM158 209H159V212H158ZM179 209H181L182 212ZM160 210H162V211H160ZM200 210H201V212H198ZM70 211H71V213H70ZM129 211L131 213H133L134 216H133V214L130 215V214L124 213V212H129ZM176 211H179L180 213L176 212ZM198 213H200V214H198ZM177 215H179V216H177ZM208 215L211 218V220L208 217ZM104 216L107 217V218H105ZM176 216H177L178 220H177V218H175ZM181 216H183L184 218L181 217ZM189 216L190 217L192 216L191 219L189 218ZM196 216L197 217L199 216L198 219H197ZM201 216H203L204 218L201 217ZM130 217H131V219H130ZM153 217H154V219H153ZM146 219H147L148 223L144 222V221H146ZM150 219H152V220H150ZM188 219H189V221H188ZM127 220H129V221H127ZM11 221L12 220H10L9 221L10 223L8 222V224H10V225H18L19 224L18 221L15 222V220H14V223H13V221L12 222ZM199 221H201V222H199ZM55 222H57V223H55ZM68 223H69V225H68ZM95 223L101 228H103V226L109 227V231H110V233L112 235L107 233V236H104V238H103V236L101 238H98L99 234H97V237L95 238V240H93V239L90 240V238L88 237L87 231H85V228L88 226V224L95 225ZM28 224H29V226L32 227L30 222H28L26 225L28 226ZM141 224L144 225V227L142 226L143 228L141 227ZM153 224H155L156 227ZM36 225L34 227H36L37 229H39V228L40 229H46V226H42V228H41V227L36 226ZM38 225H43V224H39L38 223ZM146 225H147V227H151V228H147ZM54 226H55V228H54ZM34 227H32V228H34ZM80 228H82V230H84L85 233ZM128 228H130V230ZM131 228H134L136 230L134 231V229H131ZM181 228L184 229V231L181 230ZM137 229H138V231H137ZM86 230H87V228H86ZM119 231H120V233H119ZM80 232H82V233H80ZM129 232L133 233L134 236L131 233L128 234ZM134 232H135V234H134ZM80 234H82V235H80ZM104 234L105 233H103L102 235H104ZM84 235H86L88 238L86 236H84ZM80 236H82L83 238L82 237L80 238ZM100 236H101V234H100ZM129 236H132V237H129ZM12 237L14 238V236L11 235L9 239H10V241L12 240L11 242L13 243L14 239H12ZM84 237H86V239H87V240L85 239L86 242L84 241ZM157 237H158V240H157ZM162 238H164V239L162 240ZM102 239H103V241L100 244H97V246H95L96 241L98 242V240L100 241ZM78 241L80 243H82V244H80ZM88 241L92 242V243H89ZM164 242H166V243H164ZM174 242H177V243H174ZM78 243L80 245H82V246H80ZM86 244H88V245H86ZM78 245H79L80 248L78 247ZM182 245H183V247H182ZM12 246L14 247L13 244H12ZM87 246H90L91 248L89 247V249H88ZM81 248L82 249L84 248L85 250L87 248V250L83 251V250H81ZM135 254H137V257H136ZM144 255H145V258H150V256L148 255V252L146 254L144 253ZM146 255H148V256H146Z\"/></svg>", "mask_w": 264, "mask_h": 264}, {"label": "water", "instance_id": "95a60500", "mask_svg": "<svg viewBox=\"0 0 264 264\" xmlns=\"http://www.w3.org/2000/svg\"><path fill=\"white\" fill-rule=\"evenodd\" d=\"M205 109L206 106L200 103L191 105L190 118L198 121L202 120Z\"/></svg>", "mask_w": 264, "mask_h": 264}]
</instances>
